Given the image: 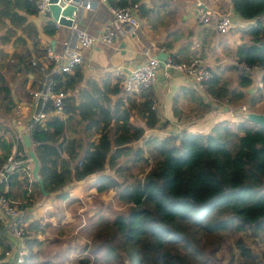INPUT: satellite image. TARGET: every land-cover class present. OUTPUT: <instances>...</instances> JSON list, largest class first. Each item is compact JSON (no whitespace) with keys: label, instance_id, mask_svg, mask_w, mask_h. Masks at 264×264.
I'll use <instances>...</instances> for the list:
<instances>
[{"label":"trees","instance_id":"trees-1","mask_svg":"<svg viewBox=\"0 0 264 264\" xmlns=\"http://www.w3.org/2000/svg\"><path fill=\"white\" fill-rule=\"evenodd\" d=\"M231 2L242 20L255 22L239 29L242 43L234 59L250 67L258 65L264 82V0ZM137 4L141 18H146L151 10L142 0H122L116 7ZM36 15L33 0H0V31H5L0 47L12 45L25 77L16 100L5 78H0L1 108L7 106L9 111L23 102L22 95L26 102L31 101L24 87L28 75L41 67H34L32 61L45 54L40 48V31L28 22V16ZM43 31L50 37L57 32L51 21ZM232 69L237 74L236 86L214 72L213 78L204 83V93L221 104L242 107L248 103L255 110L264 101L262 90L250 97L247 89L253 80L245 71ZM83 81L82 67L59 77L57 90L68 93L65 116L46 124L32 123L30 131L48 197L55 195L65 201L70 198L69 187L95 177L96 193L113 192L116 205L127 209L111 220L101 213L90 220L87 231L92 233L91 242L83 246L86 255L78 257L77 264H126L128 260L134 264H223L217 253L225 245L232 248L231 238L248 231H264V127L246 118L234 127L229 122L220 123L209 134L184 131L181 135L150 137L142 146L134 147L160 122L153 109L157 101L154 88L142 92L140 100L130 97L123 102L117 99L121 93L118 79L115 87L109 81L101 86L90 81V90L82 99L69 96ZM189 91L185 95L192 101L197 118L213 110L194 89ZM180 96L181 92L175 99L176 116ZM136 117L145 126L132 122ZM9 142L2 143L6 154L0 156V167L12 154L14 144ZM16 147L19 156L30 159L22 140ZM142 163L147 172L138 179L133 169ZM108 169L113 175L105 174ZM19 176H12L11 186ZM28 181L25 176L20 186L28 185ZM35 192L44 197L41 185L33 180L31 191L24 194L31 199ZM49 228L43 220L29 222L25 234L29 257L25 264L38 259L37 249L42 246L38 237L46 235ZM4 234L0 222V247L7 250L10 244ZM236 245L238 253L227 264H264V252L254 253L241 240Z\"/></svg>","mask_w":264,"mask_h":264},{"label":"crops","instance_id":"crops-1","mask_svg":"<svg viewBox=\"0 0 264 264\" xmlns=\"http://www.w3.org/2000/svg\"><path fill=\"white\" fill-rule=\"evenodd\" d=\"M90 1L92 8L90 10L79 8L74 24L91 35H99L113 19L112 8H116L122 0H108L107 3H102L100 0ZM142 3L146 4L151 12L146 18H141L139 11L136 13L140 23V28L137 32L133 33L126 28L123 35L116 39L113 45L100 44L84 51V61L80 66L83 69L84 81L74 93L69 92V96L72 95L82 99L86 90H90V87H88V82L90 81H95L100 86L104 81H116L114 72L120 71L124 75L130 74L131 71L148 61L146 52H149L152 57L166 52L170 55L169 59L173 60L172 57H176L180 60L177 63H189L196 58H200L213 68L214 72L222 75L224 79H228L233 87L236 86L237 74L232 69L234 66L231 62L235 61L234 55L237 47L242 43V34L236 31L231 38L228 37L229 34L218 36L213 25H201L197 20V14L201 9L199 3H201L219 13H232L236 17L234 28H242L237 24V21L242 19L234 11L231 0H224V2L222 0H142ZM49 21L52 22V25L57 30L54 37L44 34L43 31V27ZM28 22L36 26L40 31V48L45 53L49 49L61 52L65 43L71 38V28L56 27L52 15L50 18L39 17L38 15L28 16ZM4 33L5 31H0V36L4 35ZM53 41H56L55 46L52 45ZM6 47L9 48L6 50ZM34 55L35 52L33 53ZM40 68L35 70L34 74L28 75L24 92L28 91L29 95L32 90L39 88ZM20 69L21 66L17 57L14 56L12 45L1 46L0 71L2 76L0 78H5L6 84L13 91L14 100L17 99L16 91L23 88L22 83L25 81L24 74L20 72ZM163 73L164 66L160 65L158 77L153 86L157 98L154 106L158 112L160 122L155 129L148 130L145 138L135 143L134 147L142 146L144 141L150 137L181 135L184 131L209 134L216 125L227 122L231 124L233 122L232 112L236 111L239 108L238 106L234 107L227 103L221 104L209 98L204 93L203 88L191 77L181 73H174L170 79H167L163 76ZM189 89H194L195 92L203 97L207 105L213 107V110L203 118L196 117V113L192 108L193 103L185 95L190 92ZM257 90V85L253 83L247 89V92L251 97ZM180 92L182 96L179 97L177 103L179 116H176L174 111L176 106L175 99ZM262 92L264 93L263 90ZM135 99L140 100L139 98ZM246 106L250 105L247 103ZM38 110L37 104L32 98L31 101L26 102L24 99L23 102L17 103L16 109L13 110L16 117L12 120V126L11 121L9 122L10 128L14 129L12 153L15 148L17 149L14 141L16 135L28 132L26 129L31 124L35 114L38 113ZM252 112L264 114V101L258 104ZM132 122L139 126H145L144 121L140 117L132 118ZM20 128L23 131H19ZM3 133L0 135V156L6 154L4 145H2L3 141L9 142L3 139ZM28 133L30 134V132ZM32 169L31 165V174ZM18 173L20 174L19 179L14 181L13 186L10 183L8 187L3 188L6 194L9 193V197L20 204V207L23 202L31 203L26 209L21 207L26 213V219L27 215L30 219H27L28 222L36 220L38 217L47 219L46 222H50L51 220L48 219L46 212L53 210L59 204L65 209L70 205L71 197L65 201H60L54 195L49 197L41 196V199L34 195L33 198L27 200L24 192L28 189L31 191V184L34 178L29 176L28 172L20 171ZM25 176L29 179V184L20 186ZM94 179L95 177H92L76 183L74 186H78V188H76L73 198L79 200L83 198L85 194L81 188H85L86 183ZM91 190L93 191L94 188ZM0 222L5 227L4 235L10 244L9 249H12L18 242L10 234V224L7 221L5 223ZM4 251L6 250L0 247V257Z\"/></svg>","mask_w":264,"mask_h":264},{"label":"built area","instance_id":"built-area-1","mask_svg":"<svg viewBox=\"0 0 264 264\" xmlns=\"http://www.w3.org/2000/svg\"><path fill=\"white\" fill-rule=\"evenodd\" d=\"M37 4L38 16L44 18L51 17L50 0H33ZM102 3H107L108 0H100ZM60 5L76 4L77 8H85L90 10L92 3L90 0H80L79 3H74V0H59ZM200 4V11L197 14V20L201 25H213L218 36L230 34L236 24V17L232 13H219L218 11ZM202 5V6H201ZM77 11L73 13L74 21L77 17ZM139 11V4L129 7L112 8L113 19L111 23L99 35H91L86 31L81 30L77 25L71 27L72 34L68 42L65 43L61 52L52 49L47 50L41 57L35 58L32 65L37 67L41 65V77L38 80L39 88L32 90L30 96L37 104L38 113L32 119L31 124L26 131L30 132L32 123L46 124L54 118H63L65 116V99L68 93L64 90H57L59 77L73 74L74 71L83 64L84 51L93 48L100 44L113 45V43L123 35V32L128 28L133 33L140 28V23L136 13ZM55 26L60 27L58 21H55ZM255 22H247L238 20L237 24L240 27H247ZM148 61L131 71L130 74L124 75L122 72H114V76L119 80L121 93L120 98L127 101L128 98H138L145 90L154 86L157 80L160 61L150 56L146 52ZM234 67L240 71H245L246 74L253 80L257 89L264 91V82L262 80V70L258 65L252 67L246 63L237 61L231 62ZM174 73H181L193 78L200 87L203 88L204 83L210 81L214 76V70L205 61L196 58L189 63H177L172 59H168L164 66L163 76L170 79ZM155 110L156 107L154 106ZM248 118L247 106L239 107L232 112L231 127L244 121ZM21 135H16L14 141L17 143L21 140ZM31 160L23 158L17 154L15 148L13 153L0 167V221L10 224V234L17 240V245L12 249L6 250L0 257V264H25L29 257V250L26 245V229L29 222L26 219V213L21 209L20 204L8 197L2 191L3 187H8L11 183L12 176L20 171L30 173Z\"/></svg>","mask_w":264,"mask_h":264},{"label":"rangeland","instance_id":"rangeland-1","mask_svg":"<svg viewBox=\"0 0 264 264\" xmlns=\"http://www.w3.org/2000/svg\"><path fill=\"white\" fill-rule=\"evenodd\" d=\"M222 1L224 2V0ZM239 29L234 28L228 37L231 38L236 31L240 32ZM8 48L6 47L5 49L7 50ZM116 84V81L110 82L112 87H115ZM2 97L3 94L0 93V101H3ZM22 99L24 100L23 96ZM1 106H3L2 102H0V135L4 132L3 139L13 143L12 135L14 134V129L10 127L12 126V120L16 116L13 109L9 111L7 106L2 108ZM9 122L11 126H9ZM31 165L33 168V163ZM146 172L147 167L143 163L133 169V173L138 179H142ZM105 174L113 175V171L108 169ZM93 181L87 182L85 188H81L85 196L80 200L73 198L78 186L69 187L68 191L72 198L70 205L65 209L59 204L53 210L46 212L48 219L51 220L50 222H46L47 219L45 220L41 217L36 218V220H43L45 223L50 224V228L46 235L38 237L42 241V246L37 249L39 257L30 264H44L49 261L52 264H77L78 257L86 255L83 252V246L86 242H91L92 233L87 231L90 220L95 218L98 213L104 214L106 218L111 220L115 215H123L127 212L125 207L116 205L113 192L107 191L98 194L95 189L92 191ZM36 196L41 199L38 192H36ZM24 203L26 202L22 204ZM238 240H241L245 246L250 247L254 253L262 254L264 252V231L258 234L253 231L244 232L230 239L232 248L225 245L217 253L223 264H227L231 256L238 253V246L236 245ZM65 255L69 256L68 260L64 259ZM126 264L134 263L128 260Z\"/></svg>","mask_w":264,"mask_h":264},{"label":"water","instance_id":"water-1","mask_svg":"<svg viewBox=\"0 0 264 264\" xmlns=\"http://www.w3.org/2000/svg\"><path fill=\"white\" fill-rule=\"evenodd\" d=\"M69 1V0H66ZM80 0H74V3H79ZM51 6L50 11L52 14V17L55 21H58L61 26L71 28L74 24V16L73 13L78 10L76 4L71 5H60L59 0H50ZM56 41L52 42V45L55 46ZM170 55L166 52H162L158 54L155 58H157L160 61V64L162 66H165L169 59ZM248 112V119L259 125L264 127V114H257L252 112L251 107H247ZM19 131H23L22 128L19 129ZM22 141L26 147L27 155L30 158L31 162L33 163V169H32V176L35 181H37L41 185V190L44 194V196H48V193L45 190V186L43 184V181L39 175L40 171V162L38 157L36 156L35 150L33 148V143L31 136L28 132H25L22 134Z\"/></svg>","mask_w":264,"mask_h":264}]
</instances>
